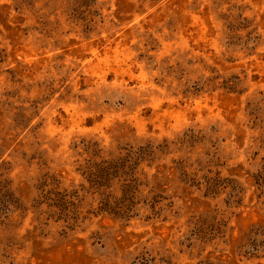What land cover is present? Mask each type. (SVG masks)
Segmentation results:
<instances>
[{
  "label": "rangeland",
  "instance_id": "374dc122",
  "mask_svg": "<svg viewBox=\"0 0 264 264\" xmlns=\"http://www.w3.org/2000/svg\"><path fill=\"white\" fill-rule=\"evenodd\" d=\"M0 264H264V0H0Z\"/></svg>",
  "mask_w": 264,
  "mask_h": 264
}]
</instances>
